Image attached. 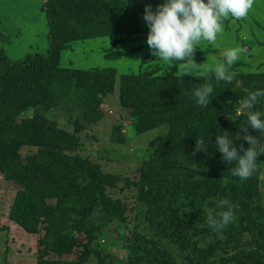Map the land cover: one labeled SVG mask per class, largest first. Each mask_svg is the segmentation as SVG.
<instances>
[{"label":"rangeland","instance_id":"374dc122","mask_svg":"<svg viewBox=\"0 0 264 264\" xmlns=\"http://www.w3.org/2000/svg\"><path fill=\"white\" fill-rule=\"evenodd\" d=\"M44 1L0 0V51L8 59L47 53ZM146 3L159 0H139L131 16L130 0H116L114 17L90 15L57 29V66L80 93L43 107L30 76L0 82V264H264V154L240 180L214 145L227 134L238 150L249 146L235 139L245 117L229 118L249 91L264 89V0L243 18L224 19L215 49L202 43L194 74L181 78L179 62L151 55ZM233 47L242 49L228 66L233 80L216 81L212 70ZM206 82L213 96L201 107L192 91ZM255 107L264 113V99ZM48 121L68 140L61 152L47 139ZM202 136L212 142L193 154ZM80 163L121 180L96 183ZM141 177L184 192V201L171 199L166 219H153L156 188L125 182ZM223 198L237 219L216 232L205 208Z\"/></svg>","mask_w":264,"mask_h":264},{"label":"clouds","instance_id":"9594fccd","mask_svg":"<svg viewBox=\"0 0 264 264\" xmlns=\"http://www.w3.org/2000/svg\"><path fill=\"white\" fill-rule=\"evenodd\" d=\"M254 0H159L153 8L146 3L142 12V19L147 26L146 44L153 57L162 63L179 62L177 75L179 78L194 74L196 63L195 50L201 49L202 43L215 45L217 37L223 32V21L232 17L240 19L245 17L253 7ZM242 49L240 47L223 50V62L217 63L212 70L216 81L230 83L233 74L229 67L235 62ZM200 76L205 78L201 72ZM213 94V83L206 82L192 91L195 104L204 107L210 104ZM264 99V89L249 91L247 96L234 109L232 121L245 117L241 131H237L235 139L241 137L248 143V147L241 149L234 145L233 137L227 134L215 136V148L222 154L225 163H233L231 175L240 180H246L257 170L258 156L264 154V113L256 109V105ZM257 130L258 135H252L247 127ZM206 139L202 136L195 140L193 154L202 149L206 150ZM212 142V141H211ZM206 223L216 232H220L235 222L237 217L234 206L226 198L216 202L215 207L205 208Z\"/></svg>","mask_w":264,"mask_h":264},{"label":"trees","instance_id":"16d2710c","mask_svg":"<svg viewBox=\"0 0 264 264\" xmlns=\"http://www.w3.org/2000/svg\"><path fill=\"white\" fill-rule=\"evenodd\" d=\"M114 1L116 0H45L43 2V9L49 26V47L47 53L27 54L22 60L13 61L8 59L2 51H0V82L2 83L4 80L10 79L15 75L23 74L25 76H30L31 79L29 83H34L31 90V96L36 95L39 97V101L43 107L50 105L54 106L58 102H62V99L66 98L68 95L72 96L73 90H75L76 94L80 93V90L77 87L74 89L67 83L65 74L57 66L60 50L56 31L60 26L62 27L72 24L81 17L85 18L90 15H93L96 19H101L106 16L114 17L116 12L110 9V4H114ZM138 1L139 0H130L131 6L127 8L130 16L135 10L134 4ZM85 88L90 89V87ZM85 88L81 89L84 93L86 92ZM160 93H163V90L158 92V94ZM46 136L55 149L60 152L61 148H64V145L68 142L66 137L56 128V124L52 121H48L46 125ZM69 159L72 160V163L75 162L74 157L69 156ZM81 163L79 166L83 167L88 176L96 183L106 181L107 184L114 186L121 180L118 176L110 173H105L101 176L96 172L94 167H91L89 164ZM125 182L128 184H136L140 187L144 185H153L156 188V201L151 202L150 204L152 207L150 209L151 217L153 219L158 220L162 217L165 220L164 213L165 210H168L171 199L182 202L184 200L181 199L185 198L183 195L184 192L175 194L171 192V189L170 191L164 190V188L161 187L160 182L157 180L141 177L138 182L128 179H126ZM189 197L192 199L190 193L187 194V199L185 201L187 204L191 205L194 200H188ZM183 219L184 221H187V218ZM15 221H18L19 224L25 226L27 231H32L27 224H24L23 220L17 219Z\"/></svg>","mask_w":264,"mask_h":264}]
</instances>
